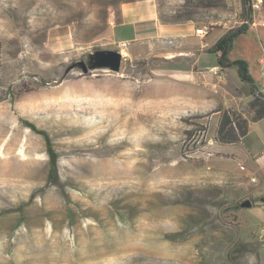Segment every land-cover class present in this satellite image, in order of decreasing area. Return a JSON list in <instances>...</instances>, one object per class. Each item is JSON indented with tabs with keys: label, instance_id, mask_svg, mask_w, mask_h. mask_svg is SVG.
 <instances>
[{
	"label": "rangeland",
	"instance_id": "obj_1",
	"mask_svg": "<svg viewBox=\"0 0 264 264\" xmlns=\"http://www.w3.org/2000/svg\"><path fill=\"white\" fill-rule=\"evenodd\" d=\"M139 1L0 0V264H264V212L240 208L250 196L215 140L231 90L203 97L186 77L197 57L169 37L114 44L121 7ZM152 1L165 16L186 5ZM192 1L194 30L260 27L241 0ZM253 32L233 56L264 55ZM101 50L121 53L118 72L88 69ZM233 111L252 117L249 104ZM24 122L47 134L57 179Z\"/></svg>",
	"mask_w": 264,
	"mask_h": 264
},
{
	"label": "crops",
	"instance_id": "obj_2",
	"mask_svg": "<svg viewBox=\"0 0 264 264\" xmlns=\"http://www.w3.org/2000/svg\"><path fill=\"white\" fill-rule=\"evenodd\" d=\"M217 31V32H213ZM262 32L263 27H249L246 33L238 36L228 55L230 60H242L247 64L248 73L253 79L258 90L264 87V81L260 75V65L257 57L251 61L245 57L246 51L242 50L238 55H234V49L237 42L245 35ZM222 29H212L203 37L195 35V30L192 22L177 25H163L157 18V8L152 0H143L124 4L120 10V21L114 24L111 28V39L117 46L131 45L137 42L150 41L159 37H169L176 40L182 47L180 53L184 55H195L197 57L195 65L197 69L192 71L191 75L186 76L188 79H193L195 74H198L203 85V97L209 93H213V87L219 83H225L231 90V101L227 100L228 105H231L232 110H243L246 104H249L253 99L248 86L239 80L235 68L221 69L217 63H212L210 60H203L207 50L212 47L218 39L225 33ZM246 41V39H245ZM247 43V42H246ZM244 46L246 44L244 43ZM244 48V47H243ZM215 57V56H214ZM216 59V57H215ZM200 74V76H199ZM221 77V78H220ZM231 79V84L229 80ZM228 92V89H226ZM231 152L225 154L231 157V161L236 164V168L231 170V183L236 184L242 191L250 196L255 203H251L250 215L259 220L255 214L263 216L264 212V118L251 122L248 119V131L241 140L232 144ZM242 167V169H241ZM251 179L255 181L252 182ZM242 225V219L237 214ZM264 226V221H261ZM262 229L264 227H261ZM248 242L264 239V233L258 238L250 230H245ZM264 241V240H263ZM258 254H261V247L257 249ZM259 264L260 259H259Z\"/></svg>",
	"mask_w": 264,
	"mask_h": 264
},
{
	"label": "trees",
	"instance_id": "obj_3",
	"mask_svg": "<svg viewBox=\"0 0 264 264\" xmlns=\"http://www.w3.org/2000/svg\"><path fill=\"white\" fill-rule=\"evenodd\" d=\"M243 6V14L246 16L251 10L250 0H241ZM185 10L179 15L165 16L160 7H157V18L159 22L163 25H177L184 24L187 22H192L196 20L195 11L193 8H197L198 5H194L192 0H185ZM189 5V7H188ZM202 5V2H201ZM262 6L264 9V0H262ZM248 26L242 24L240 27L226 31L218 41L207 50L208 54L214 55L216 57L217 66L221 69L235 68L237 77L241 82L248 86L253 99L249 103V107L252 112L251 122L258 121L264 118V100L257 97L258 89L248 73L247 64L242 60H230L228 55L231 52V48L234 40L246 33ZM24 125L31 129L32 131L43 136L47 154L50 162L49 179L55 178L56 176V161L57 155L51 148L50 140L47 134L43 131L37 130L36 127L29 123L24 122ZM248 131V120L242 118V116L236 111H223L218 123L217 133L215 140L221 145H232L238 143L243 136L246 135ZM190 136V132H187ZM200 145H204L203 140L199 142ZM252 203V199H248Z\"/></svg>",
	"mask_w": 264,
	"mask_h": 264
},
{
	"label": "water",
	"instance_id": "obj_4",
	"mask_svg": "<svg viewBox=\"0 0 264 264\" xmlns=\"http://www.w3.org/2000/svg\"><path fill=\"white\" fill-rule=\"evenodd\" d=\"M122 61V55L118 51L101 50L95 52L91 57V63L88 69H108L112 72H118ZM82 70L87 71V67L82 65ZM241 208H250L251 202L244 200L240 204Z\"/></svg>",
	"mask_w": 264,
	"mask_h": 264
},
{
	"label": "built area",
	"instance_id": "obj_5",
	"mask_svg": "<svg viewBox=\"0 0 264 264\" xmlns=\"http://www.w3.org/2000/svg\"><path fill=\"white\" fill-rule=\"evenodd\" d=\"M251 8L255 14L254 18L256 15L259 17V26L264 28V15H261V8H262L261 0H256V2H253ZM208 31H209V28L206 26H203V27L195 30V35L203 38L208 33ZM258 63H259L260 68H261L260 69V75L264 81V55L259 58ZM256 96L257 97L261 96L259 98L264 100V87L261 90H258V93L256 94ZM241 169H242V167H241ZM251 181L254 182L255 180L251 179Z\"/></svg>",
	"mask_w": 264,
	"mask_h": 264
}]
</instances>
